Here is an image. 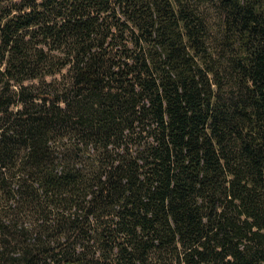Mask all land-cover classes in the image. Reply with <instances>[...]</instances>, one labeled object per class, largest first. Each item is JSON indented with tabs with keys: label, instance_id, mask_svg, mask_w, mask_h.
Segmentation results:
<instances>
[{
	"label": "trees",
	"instance_id": "trees-1",
	"mask_svg": "<svg viewBox=\"0 0 264 264\" xmlns=\"http://www.w3.org/2000/svg\"><path fill=\"white\" fill-rule=\"evenodd\" d=\"M0 264H264V0H0Z\"/></svg>",
	"mask_w": 264,
	"mask_h": 264
}]
</instances>
